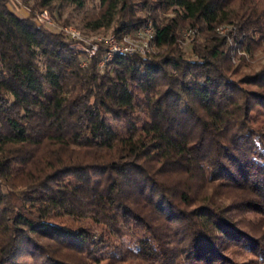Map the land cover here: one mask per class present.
<instances>
[{"label":"trees","instance_id":"16d2710c","mask_svg":"<svg viewBox=\"0 0 264 264\" xmlns=\"http://www.w3.org/2000/svg\"><path fill=\"white\" fill-rule=\"evenodd\" d=\"M94 1L23 0L21 17L0 0V264H264L246 220L264 218V67L235 79L215 35L264 38V0H98L83 30L150 23L169 48L103 67L34 21Z\"/></svg>","mask_w":264,"mask_h":264},{"label":"rangeland","instance_id":"374dc122","mask_svg":"<svg viewBox=\"0 0 264 264\" xmlns=\"http://www.w3.org/2000/svg\"><path fill=\"white\" fill-rule=\"evenodd\" d=\"M12 2L9 4V8L19 13V11H24L25 14L28 15V8L23 4V0H11ZM30 1V0H27ZM98 0H95L92 3H88L84 10L78 11L74 10L73 7L62 8L60 10L61 18L59 20L54 19L51 14L47 12L49 17V23H46L44 26L47 28L62 33V28L69 27L73 28L80 34V39L83 40L82 43L85 45H97V51L95 52L94 57L98 54H101L100 66L103 67L108 60L107 50L110 48L112 44L119 43L123 39V37H130L131 40L135 39L134 32L131 31L122 35L115 34L111 32V30H100L96 32H86L82 29L81 24L79 23V17L83 15V13L87 12L89 14H93L97 12ZM42 12V11H41ZM40 13V12H38ZM37 14V13H36ZM153 28V26L149 23L146 26L140 28L141 30L148 27ZM154 29V28H153ZM193 31V34L187 35V31ZM231 31V32H230ZM231 34H230V33ZM238 34V30L230 25H222L216 29L215 35L217 37L224 38L227 42V46L229 47V53L233 68L236 67L238 73L232 74L235 79H238L244 74H253L258 72L262 67H264V38L262 32H252L248 35V46L244 44L243 46L238 45V43L234 42L233 36ZM201 39L200 34L197 30L190 26H184L178 30V48L182 50L186 58H192L191 47L194 43L199 42ZM145 42V40L141 39L140 41L134 42V44H140ZM156 45V46H155ZM73 46V43H72ZM247 47H249L247 49ZM246 49L248 51H246ZM168 47H158L156 43L152 44L149 48L150 54H147L145 57H159L168 52ZM81 51V50H79ZM82 52V51H81ZM85 54V53H84ZM84 57L89 58L88 55H84ZM87 64V62H86ZM74 179L88 182V173L87 171H78L74 174ZM240 192L235 191H225L223 195L225 198H229L232 200L241 195ZM227 203L226 200H224ZM250 219L251 224L254 229L257 231L264 226V218H259V216H254L252 214L246 216V220ZM75 264L76 261L72 260ZM80 262H78L79 264ZM81 264V263H80ZM122 264V263H116Z\"/></svg>","mask_w":264,"mask_h":264},{"label":"built area","instance_id":"2783aa9c","mask_svg":"<svg viewBox=\"0 0 264 264\" xmlns=\"http://www.w3.org/2000/svg\"><path fill=\"white\" fill-rule=\"evenodd\" d=\"M29 13V12H28ZM34 21L38 25H45L46 23H49V17L46 11H42L40 13H37L35 15ZM62 33L72 41L73 47L81 50L83 53L88 55L89 58L94 57L95 52L97 51V45H85L82 43L83 40L80 39V34L78 31H76L73 28L69 27H64L61 29ZM193 34V31L188 30L187 35ZM134 38L130 37H123L121 42L118 44H112L110 48L107 50V58L112 59L114 56L119 55V54H124V55H141L145 57L147 54H150L151 52L149 51L150 46L154 43H156V32L155 30L148 25V27L144 29H139L134 32ZM141 39L145 40V42H142L140 44H134L136 41H140ZM156 46V45H155ZM84 66L86 63L83 64Z\"/></svg>","mask_w":264,"mask_h":264},{"label":"crops","instance_id":"0c3cea01","mask_svg":"<svg viewBox=\"0 0 264 264\" xmlns=\"http://www.w3.org/2000/svg\"><path fill=\"white\" fill-rule=\"evenodd\" d=\"M18 16L26 17L27 14L24 13V11H19V13L15 12Z\"/></svg>","mask_w":264,"mask_h":264}]
</instances>
